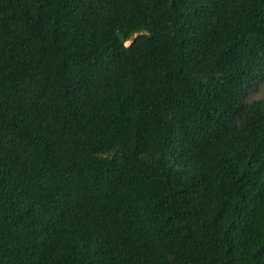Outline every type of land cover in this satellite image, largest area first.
I'll list each match as a JSON object with an SVG mask.
<instances>
[{
	"label": "trees",
	"instance_id": "trees-1",
	"mask_svg": "<svg viewBox=\"0 0 264 264\" xmlns=\"http://www.w3.org/2000/svg\"><path fill=\"white\" fill-rule=\"evenodd\" d=\"M262 85L264 0H0V264H264Z\"/></svg>",
	"mask_w": 264,
	"mask_h": 264
},
{
	"label": "rangeland",
	"instance_id": "rangeland-1",
	"mask_svg": "<svg viewBox=\"0 0 264 264\" xmlns=\"http://www.w3.org/2000/svg\"><path fill=\"white\" fill-rule=\"evenodd\" d=\"M129 43L126 42V44ZM253 98H263L264 99V85L259 87V91L257 93L252 94Z\"/></svg>",
	"mask_w": 264,
	"mask_h": 264
}]
</instances>
